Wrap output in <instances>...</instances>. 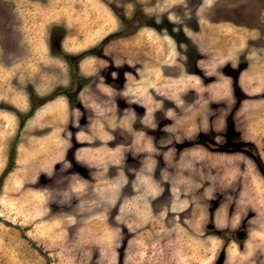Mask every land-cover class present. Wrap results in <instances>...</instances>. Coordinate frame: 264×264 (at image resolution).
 Listing matches in <instances>:
<instances>
[{
    "label": "rangeland",
    "instance_id": "rangeland-1",
    "mask_svg": "<svg viewBox=\"0 0 264 264\" xmlns=\"http://www.w3.org/2000/svg\"><path fill=\"white\" fill-rule=\"evenodd\" d=\"M0 264H264V0H0Z\"/></svg>",
    "mask_w": 264,
    "mask_h": 264
}]
</instances>
